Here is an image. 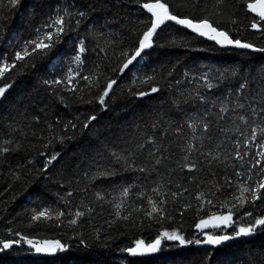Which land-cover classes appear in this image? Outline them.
Here are the masks:
<instances>
[{
	"label": "trees",
	"instance_id": "trees-1",
	"mask_svg": "<svg viewBox=\"0 0 264 264\" xmlns=\"http://www.w3.org/2000/svg\"><path fill=\"white\" fill-rule=\"evenodd\" d=\"M257 1L166 0L178 18L208 19L253 47L165 22L124 68L154 19L143 5L156 0H0V241L21 240L0 264H264V226L219 247L196 243L264 218V199L243 192L264 182V137L252 138L264 128V20L248 7ZM57 16L59 39L60 25L48 27ZM38 37L53 45L46 53H32ZM229 213L211 233L195 231ZM157 239L154 253L128 254ZM44 241L64 248L37 253Z\"/></svg>",
	"mask_w": 264,
	"mask_h": 264
},
{
	"label": "snow or ice",
	"instance_id": "snow-or-ice-1",
	"mask_svg": "<svg viewBox=\"0 0 264 264\" xmlns=\"http://www.w3.org/2000/svg\"><path fill=\"white\" fill-rule=\"evenodd\" d=\"M10 3L12 6H16L19 3V0H10ZM143 6L149 12L152 13V16H154L155 19L151 20V27L147 31L144 32L143 39H141L139 42V48L136 51V55L128 60V63L124 65V68H127L128 65L131 64L132 61L136 59V57L140 56L141 52L144 49L149 48L151 46L153 35L156 33V30L162 24L165 23V21H175L176 24L188 27V28L192 29L194 32H197L199 35L207 36L209 39L216 40V42L220 43V44H228V45L234 44L238 48H252L253 47L251 44L242 43L240 40L230 39L226 32L218 31V29L216 27H214L212 25V23L209 22L208 19H202L198 22H194L192 19L178 18L177 15L173 14L170 11V9L166 3V0H165V2H161V0H156L155 3H151V4L146 3ZM248 7L250 9H252L253 11H257V9H259V15H260L261 19L264 20V0H258L257 4L250 3L248 5ZM79 15L83 16L84 13L81 12V13H79ZM63 24H64L63 17L57 16L56 20L48 25V27H52L54 25H60V27L57 28L56 39H59V34L64 31ZM252 27L256 28L257 24L254 23L252 25ZM47 40H49V41L53 40V35L51 33L47 34ZM28 43H29V45H34V47L32 48V53H35L38 50L41 53H46V50L50 49L53 46L52 44L44 43L39 37L37 38V40L29 41ZM255 50L256 51H264V49H255ZM83 51H84V48L81 47L80 52H83ZM30 54L31 53H29L27 51V46H26V50H25L23 56L21 55L20 52L16 53V60H22L24 58V56H28ZM75 59L77 61H79L80 56L77 55L75 57ZM7 68H8L7 65H5L3 68H0V73L7 71ZM121 71H123V69H121ZM233 75H235V73H233ZM55 83H59V81H55ZM115 83H116L115 80L109 81V83L107 84V87L103 91V94L100 96V103L101 104L104 103L105 97H107L109 95V91L113 88V85ZM244 87H245L244 84L240 85V88H244ZM157 90L158 89H156V88H152V92H156ZM5 91H6L5 87H0V96H2L5 93ZM140 95H145V93H140ZM238 107L242 108V107H244V105L240 104V105H238ZM222 111H226V109H222ZM261 111H264V109H261ZM95 119H96L95 116L90 117L89 121L84 124V127L87 128L89 126L90 121L95 120ZM240 119L244 120V117L241 116ZM73 127H75V125H73ZM204 128H205V131H207L208 125L205 124ZM257 129L261 133V136L264 137V128L259 127V125H258L257 128L252 129V138L253 139L256 138ZM237 147H239V145H237ZM260 147L264 148V138L261 139ZM58 155H59V153L53 155L50 159H48V161L45 165V168H47V166L49 164H51L54 160H56ZM239 155L240 154L237 153V156H239ZM245 155H247V153H245ZM257 156L260 157V160H256L255 164L260 165L261 160H264V151L258 152ZM157 162L159 163V161H157ZM191 167L194 168L195 165H192ZM140 170L144 171V169H140ZM260 172L264 173V166H261ZM237 175L239 176V175H241V173L238 172ZM262 190H264V182L257 183L255 188L243 187V192H250L252 194L253 199H264V192H262ZM128 191L129 190L127 188H125L124 189V195H127ZM173 195H175V193ZM201 195H203V193H201ZM241 203H243V201H241ZM156 211H158V209L154 206L153 212H156ZM76 215L80 216L82 214L76 213ZM149 215H151V214L149 213ZM248 215H251V214L249 213ZM46 216H47L46 212H39V213L33 215L32 219H33V221H36V220L40 219L41 217H46ZM215 219L221 221L224 224H227L229 221H231L232 217H231V213H229V215H227V216L215 217ZM71 223L76 224V220H72ZM201 225L207 226V221H202ZM201 225H197V227H201ZM256 226H264V218L256 219L255 224L251 225L250 227H241L239 229V231L236 233V235L237 236L249 235L255 231ZM164 235L168 236L167 233H165ZM231 238H233V237H230L228 235L209 236L208 239L206 241H204V243L219 245L222 241H226V240H229ZM168 239L179 240L181 244L185 243V240L183 238L177 236L175 233L168 236ZM187 242L192 243V241H187ZM0 243H2V245H3V247L0 248V251H4L7 249H10L14 244H20L21 240L0 241ZM28 243L31 244L32 242L28 241ZM160 243H161V241L159 239H157V240H155L154 243L147 245V247L144 248L143 250L147 251V252H155L160 247ZM196 243H201V241L197 240ZM141 245H142V242H137L136 248H129V249H127V251L130 252L131 254H137L138 249L141 248ZM32 246L35 248V251L37 253H47V254H53L58 249L63 250V248H64V246L59 241H44L43 244H35Z\"/></svg>",
	"mask_w": 264,
	"mask_h": 264
},
{
	"label": "water",
	"instance_id": "water-1",
	"mask_svg": "<svg viewBox=\"0 0 264 264\" xmlns=\"http://www.w3.org/2000/svg\"><path fill=\"white\" fill-rule=\"evenodd\" d=\"M257 3H258V1L255 4H257ZM144 10L146 12L150 13L145 7H144ZM257 13L259 15V9H257ZM165 22H171V23L176 24L175 21H165ZM176 25L184 28L185 30H187L188 32H190L191 34L195 35L198 38L206 39V40H212V39H209L207 36H201V35H199L197 32H194L192 29H190L188 27H185V26L179 25V24H176ZM212 41H215L216 42V40H212ZM221 224H222V222L219 221V220H207V226H204V225H201L200 224L201 227H196L195 231L198 232V233H204L205 234V233H208L210 231H213V230L219 228ZM208 237L209 236H205L203 242L199 243L197 245V248L219 247V246L224 245V244H226V243H228L230 241H235V240H238L240 238H243V237H245V235H240V236L235 235V236H231L233 238H231L229 240H226V241H222L219 245H213V244L204 243V241H206L208 239Z\"/></svg>",
	"mask_w": 264,
	"mask_h": 264
},
{
	"label": "rangeland",
	"instance_id": "rangeland-1",
	"mask_svg": "<svg viewBox=\"0 0 264 264\" xmlns=\"http://www.w3.org/2000/svg\"><path fill=\"white\" fill-rule=\"evenodd\" d=\"M150 14L152 15V13L150 12ZM153 18L155 19V17L153 16ZM137 247V245L134 247V248H136ZM147 246H145V245H141V248L140 249H138V252H137V254H131L130 252H128V254L129 255H133V256H136V255H148V254H151V253H154V252H147V251H144L143 249L144 248H146Z\"/></svg>",
	"mask_w": 264,
	"mask_h": 264
},
{
	"label": "flooded vegetation",
	"instance_id": "flooded-vegetation-1",
	"mask_svg": "<svg viewBox=\"0 0 264 264\" xmlns=\"http://www.w3.org/2000/svg\"><path fill=\"white\" fill-rule=\"evenodd\" d=\"M256 12H257V11H256ZM257 14H258V13H257ZM211 232H212V231H211ZM211 232H210V233H211ZM208 233H209V232H208ZM206 235H208V234H206ZM208 236H210V235H208Z\"/></svg>",
	"mask_w": 264,
	"mask_h": 264
}]
</instances>
